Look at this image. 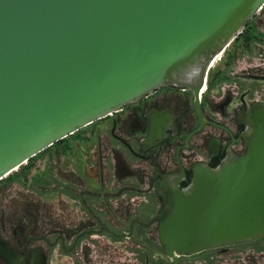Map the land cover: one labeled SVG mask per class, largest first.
<instances>
[{"label": "water", "instance_id": "1", "mask_svg": "<svg viewBox=\"0 0 264 264\" xmlns=\"http://www.w3.org/2000/svg\"><path fill=\"white\" fill-rule=\"evenodd\" d=\"M264 0H0V180L56 141L163 86L203 84ZM245 151L161 189V243L204 248L264 235V104ZM0 259L26 264L0 235ZM30 264H47L43 253Z\"/></svg>", "mask_w": 264, "mask_h": 264}, {"label": "flooded vegetation", "instance_id": "2", "mask_svg": "<svg viewBox=\"0 0 264 264\" xmlns=\"http://www.w3.org/2000/svg\"><path fill=\"white\" fill-rule=\"evenodd\" d=\"M260 12L212 61L198 91L175 86L157 88L56 141L27 161L24 175L28 176L37 161L43 163L40 183L50 189L53 180L57 194L69 197L72 214L65 220L60 217L52 221L58 231L45 234L40 225L34 228L28 209V217L12 226L16 243L0 231L25 256L26 264L38 252L51 264L48 252L41 245H33L35 241L49 247L57 245L66 253L89 256L95 251V240L102 237L137 243L135 251L146 255V264H174L163 244L161 251L167 260L158 262L155 258L159 252L157 234L160 238L157 217L165 205L159 187L187 190L194 166L216 168L230 151H245L243 134L250 126L251 112L264 104V55L254 56L255 48L246 39L250 36L264 49V27L255 23ZM236 57L249 65L237 70ZM253 58L261 61L250 65ZM53 147L58 151L52 154L51 166L45 160ZM122 197L136 199L114 201ZM56 201L61 209L63 200L59 197ZM235 248L233 243H226L190 254L175 252L178 264L192 261L196 253L205 256L204 264H221V253ZM73 264L83 263L77 260Z\"/></svg>", "mask_w": 264, "mask_h": 264}, {"label": "rangeland", "instance_id": "3", "mask_svg": "<svg viewBox=\"0 0 264 264\" xmlns=\"http://www.w3.org/2000/svg\"><path fill=\"white\" fill-rule=\"evenodd\" d=\"M263 19L264 8L259 13V17L255 20V23H258L259 28L261 29L264 27ZM251 43L253 44V48H255L254 56L264 55L262 43H257L254 39H251L250 44ZM246 61L245 59L243 60V58L240 60L237 58L234 62L235 68H239L237 70H240L242 66H248L249 64H247ZM260 61L261 58H253L250 60V65L254 64L256 66ZM232 71L234 70L232 69ZM52 150L53 152L51 153V156H48L45 161L51 166H54L52 154L58 151V149L53 147ZM43 168V163L37 161L29 170L28 176L23 174L20 179H13L11 181L0 183V231L3 236L14 243H16L17 240L13 235L12 226L20 223L23 218L28 217V209L31 210V216H29V219L34 225V228L38 229L37 226L40 225L42 227L40 228L42 229L41 232L45 234H51L58 231L52 221H57L60 217L65 220L70 214H72L69 197L64 194H57L53 189L55 186L53 180L50 184V189H48L50 186L45 187V185L40 183L39 178ZM71 172L73 173L72 170H70V173ZM59 197L63 200L61 209H59L58 206L59 201H56ZM129 199L131 198L122 197L114 201L127 203L126 201ZM132 199L136 198L133 197ZM51 239L53 240V238ZM67 242H70V238L67 239ZM156 243L159 247V252L155 255L156 260L158 262H160L161 259L167 260L168 257L166 254L161 251L164 247L160 241L159 234H157ZM233 244L236 247L233 251L227 250L225 253H221L219 259L221 264H234V262L235 264H264V235L252 240L233 242ZM33 245H41L45 248L48 252L47 257L51 264H73L77 262V260L83 264L147 263L146 255L135 251L139 245L137 243L134 244L131 240L126 238L112 239L102 237L97 239L93 244L95 251L89 256L80 253H66L59 250V246L56 245L54 247H49L43 241H35L33 242ZM105 247L108 248V250L101 249ZM192 258H194L192 261L186 260L184 261V264H204L205 256L202 254L196 253ZM0 264H3L1 260Z\"/></svg>", "mask_w": 264, "mask_h": 264}, {"label": "trees", "instance_id": "4", "mask_svg": "<svg viewBox=\"0 0 264 264\" xmlns=\"http://www.w3.org/2000/svg\"><path fill=\"white\" fill-rule=\"evenodd\" d=\"M246 39H247L248 43L250 44L251 37L250 36H246ZM37 156H38V154L35 155L33 158H36ZM27 164L28 163L21 165L18 168V170L10 173L8 176H6L3 179H1L0 183L5 182V181H11L13 179H20L23 176V174H25V169L27 167Z\"/></svg>", "mask_w": 264, "mask_h": 264}]
</instances>
